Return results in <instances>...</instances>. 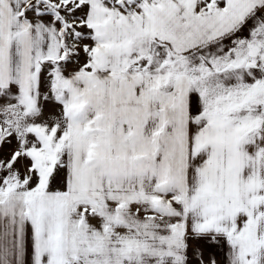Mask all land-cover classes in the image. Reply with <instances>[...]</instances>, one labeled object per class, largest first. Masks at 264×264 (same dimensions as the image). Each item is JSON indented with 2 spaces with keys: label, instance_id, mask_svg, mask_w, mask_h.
<instances>
[{
  "label": "snow or ice",
  "instance_id": "6c2138e0",
  "mask_svg": "<svg viewBox=\"0 0 264 264\" xmlns=\"http://www.w3.org/2000/svg\"><path fill=\"white\" fill-rule=\"evenodd\" d=\"M0 264H264V0H0Z\"/></svg>",
  "mask_w": 264,
  "mask_h": 264
}]
</instances>
